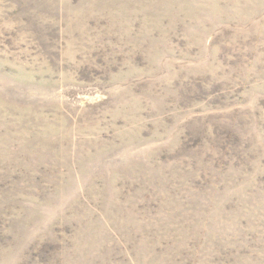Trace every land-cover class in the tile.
<instances>
[{
	"label": "rangeland",
	"instance_id": "rangeland-1",
	"mask_svg": "<svg viewBox=\"0 0 264 264\" xmlns=\"http://www.w3.org/2000/svg\"><path fill=\"white\" fill-rule=\"evenodd\" d=\"M0 264H264V0H0Z\"/></svg>",
	"mask_w": 264,
	"mask_h": 264
}]
</instances>
